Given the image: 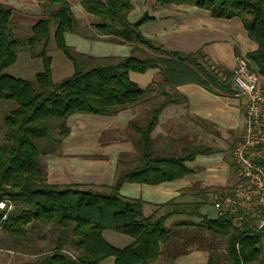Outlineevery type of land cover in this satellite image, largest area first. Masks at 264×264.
<instances>
[{
	"label": "trees",
	"instance_id": "trees-1",
	"mask_svg": "<svg viewBox=\"0 0 264 264\" xmlns=\"http://www.w3.org/2000/svg\"><path fill=\"white\" fill-rule=\"evenodd\" d=\"M35 1L44 7L45 0ZM70 1L48 0L55 10H42L43 17L30 28L13 21L14 6L0 3V102L16 103V109L5 114L0 128L5 138L0 143V202L14 206L7 221L0 219V233L15 240V252L34 257L25 264H101L111 257L115 264H153L160 259L173 262L193 249L208 252V264H214L219 239L225 241L229 264H264V229L257 230L247 218L236 225L231 215L210 219L198 212V205L193 210L175 205L168 214L154 220L153 216H145L143 200L120 193L125 184L157 186L180 180L196 172L187 163L198 156L220 153L203 145H186L179 154H159L152 134L167 107L188 103L177 91L181 86L194 84L213 95L235 98L238 90L233 82L234 71L214 63L203 49L186 54L146 38L142 26L156 19L145 13L138 21L130 22L132 0L80 1L84 11L95 19L93 28L99 37L117 45H132V52L149 50L153 54L145 58L132 54L95 59L80 53L66 42L67 34H79ZM155 1L162 8L194 7L210 12L215 19L241 20L248 39L257 45L244 58L250 70L264 77V0ZM28 29L27 38L19 36ZM51 40L74 69L70 77L58 83L53 80V60L48 55ZM37 48L40 52L36 57L43 68L36 74L35 83L5 73L17 62L18 53ZM95 61L97 64L90 65ZM148 70L156 73L146 89L131 81V73L144 74ZM155 93L162 101L151 106L144 126L137 121L128 126L138 136L134 147L139 156L127 164L128 169L117 173L112 186L100 191L49 181L41 164L70 135V118L115 117L129 108L156 101L152 98ZM53 130L56 135H52ZM39 141L46 142L40 145ZM233 168L230 165L231 172ZM219 191L225 196L233 194L230 188ZM174 216L191 220L166 227L167 220ZM41 225L50 227L49 251L36 246L34 233ZM106 231L127 236L132 243L124 249L115 248L104 239Z\"/></svg>",
	"mask_w": 264,
	"mask_h": 264
},
{
	"label": "crops",
	"instance_id": "crops-1",
	"mask_svg": "<svg viewBox=\"0 0 264 264\" xmlns=\"http://www.w3.org/2000/svg\"><path fill=\"white\" fill-rule=\"evenodd\" d=\"M16 1L30 5L32 8L31 12H29L30 10L14 5L16 13L22 12L37 18L38 20L36 23L40 20L39 15L41 12L38 3L34 5L33 2H31L32 0ZM157 8L169 10L171 13L167 15H157L146 12L150 17L155 18L156 21L142 26L141 31L146 38L157 44L163 45L168 50L188 54L203 49L214 63L234 71L237 65L236 58L238 57L236 53L245 57L247 53L257 49V45L248 39L247 32L239 19H215L211 16L210 12L194 7L173 6L162 8L157 6ZM85 15L86 14H83L81 17L87 19L88 15ZM89 16L92 17L91 15ZM21 18V21H18V23L28 25L26 24V18L23 16H21ZM137 20L138 19H136V21ZM246 42L249 44L251 43V45L254 44L255 47L251 46V48L243 54L240 45ZM74 45L75 44H73V46ZM77 46L82 49L81 44ZM177 91L187 98L188 103L167 107L166 109H170L168 114H164L166 109L162 112L158 125L152 134L154 140L162 139L165 140V142L168 140L169 142L173 141L175 137L174 130L181 125L180 122L174 120L177 114H181V116L184 115L191 124L193 122V130L200 131L201 129L209 127L220 134L223 132H236L242 127L243 115L241 101L237 97H219L194 84L181 86ZM73 117L79 116L75 115ZM135 117L136 115L133 108L124 110L115 117H108V120H111L113 125H110L107 130L126 129L129 123L134 121ZM103 128L104 127L101 128L102 131H106V127ZM74 142L72 128L70 135L63 141L60 147V155L52 157L49 162L47 173L50 174V182L56 185L112 186L119 172L120 156L131 152L130 148H126L129 146H119L121 149H118L119 152L115 157L106 153L111 147L110 144L101 147V150L104 149L101 155L106 157L104 161L110 160L104 164L99 161L92 162L83 159L90 157V155L83 154L81 151L82 148L74 149ZM73 149L75 151L70 152ZM187 167L196 170V172L180 180L163 183L157 186L125 184L121 188L120 193L123 197L129 199L143 200L146 203L144 207L145 216H153L155 220L168 214L175 205L184 210L185 207L182 206L181 203L188 204L190 202H185L183 200L182 193L189 191V189L194 186L221 190L225 189L228 185L231 172L230 164L226 161L222 151L208 156H198L194 162L187 163ZM187 197L189 196H186V198ZM183 220L191 219L183 216H174L167 220L166 227L169 228ZM104 239L110 245L118 249H124L132 243L131 238L113 231H106L104 233ZM33 260L34 257L30 255L17 252H9V254H7L0 251V264H25ZM208 263V252L194 249L189 254L181 256L173 262L160 259L153 264ZM101 264H115V259L112 257L108 258Z\"/></svg>",
	"mask_w": 264,
	"mask_h": 264
},
{
	"label": "rangeland",
	"instance_id": "rangeland-1",
	"mask_svg": "<svg viewBox=\"0 0 264 264\" xmlns=\"http://www.w3.org/2000/svg\"><path fill=\"white\" fill-rule=\"evenodd\" d=\"M33 4H37L35 0H32ZM45 5L42 8L40 5V15L39 17H43L42 10L45 9L46 13H51L55 10V8L51 7L48 4V0H45ZM0 3L5 5L18 6L20 8L30 10L31 6L23 4L21 2H17L16 0H0ZM134 9L130 14L129 20L131 22H135L136 19L139 18L146 12L151 14H170L171 11L164 10L161 8H157L155 0H133ZM71 8L73 10V14L77 19V25L79 29V34H68L67 35V44L71 47H74L80 53L86 54L95 59H102L108 57L115 58H124L129 57L130 55H134L138 58H145L146 54L152 55L153 53L149 50L142 53V51H133L132 45H117L114 43H110L107 39H103L97 35V32L93 28V24L95 23V19L89 16L84 9L82 8L80 0H72L70 1ZM178 13V12H177ZM83 14L88 15L87 19L82 18ZM85 15V16H86ZM21 16L26 18V24L24 25L27 28H30L32 24L36 23L38 20L28 14L25 13H16L14 14L13 21L18 22L21 21ZM84 16V17H85ZM137 20V21H138ZM55 30V27H52V31ZM20 37L23 39L27 38L30 35L29 29L25 30L23 33H19ZM96 38V40H93ZM75 44L73 46V44ZM78 44L82 45V49L78 48ZM254 46L248 42L240 45V49L242 53H246V51ZM141 48V47H137ZM83 50V51H82ZM40 52V48H37L34 52H30L28 50H22L18 53L17 62L11 66L9 69L5 71L6 74L22 80H27L32 83H35V76L37 73L42 71V62L41 59L37 58V54ZM48 55L52 58V75L54 82L58 83L62 80L70 77L74 73V69L72 63L64 56V54L56 48V45L53 40L50 41L48 47ZM243 57V56H242ZM98 61L91 62L90 65L97 64ZM156 73L155 70H148L144 74L131 73L130 78L131 81L136 83L140 88L146 89L152 82V78ZM152 98H155L156 101H152L149 105L146 103H142L133 107L136 117L134 121H137L141 126H144L146 119L148 117V112L150 111L151 106L157 104L162 101L159 93H155ZM241 101V109L243 115V124L242 127L232 133H218L212 128L206 127L205 129L193 130V122L192 124L187 121L184 115L181 114L175 115L174 120L176 122H180L181 125L178 126L176 130H174V139L172 142H169L162 139L155 140V148L157 153L166 154V153H177L186 145H194V146H206L211 147L213 149H217L222 151V154L225 155L226 161L230 164H234L233 153L237 144L244 141L246 138V110H245V98H238ZM16 109L15 102H0V128L4 126V116L7 112ZM170 109H166L164 114H168ZM79 117H72L68 121V126L73 128V143L74 149H81L83 154H88L90 157L83 158L92 162H103L104 164L108 161H104L106 157L101 155L104 152V149H100L101 147H105L106 145H111L110 149L106 151L110 156H114L119 152L118 149H121L119 146H129L126 148H130L131 152L126 154H122L120 156V166L119 171H123L128 169L127 164L134 160L139 156V152L134 147V141L138 139L135 131L127 127L122 130H107L110 125H113L111 120H108V117H100V116H92V115H78ZM163 117V116H162ZM122 118V117H121ZM57 121V120H54ZM187 123V124H186ZM102 127H106V131H102ZM103 128V129H104ZM194 131V132H193ZM56 131L53 130L52 135L55 134ZM211 133V134H210ZM5 141L4 134L0 135V143ZM46 141H39L38 143L42 145ZM73 148V147H72ZM70 152H74L75 150ZM125 149V148H122ZM79 152V151H78ZM60 155V148L56 151L54 155H47L43 158L41 168L44 172H48V165L52 157ZM94 155V156H93ZM108 155V156H109ZM108 159V158H107ZM234 167V165H233ZM49 174V173H48ZM50 176V174H49ZM50 181V180H49ZM238 179L236 178L235 168L230 172V176L228 179V185L226 188H230L233 190L232 193L238 188ZM85 189L91 188L94 190L105 191L102 186H84ZM201 186H194L189 189L187 192H183L182 198L186 202L190 203H181L182 206L185 207L184 210H193L195 206L198 205V212L206 215L210 219H216L219 217L218 211L214 208V203L216 200V196L224 195L225 192H221L219 190L210 189L208 193H206ZM200 195V196H199ZM186 196H189L186 198ZM249 220V224L253 226L255 223V219L251 216L246 217ZM184 219V218H182ZM186 219V218H185ZM193 221L198 222L196 218H192ZM236 225H240V222H235ZM42 235L47 236V239H40ZM50 227L46 225H41V227L34 233V237L36 240V246L41 248L42 250H51L49 246L50 240ZM219 247L216 251L214 264H229L226 259V245L223 239L218 240ZM18 249L15 245V240L7 237L5 234L0 233V251L9 254V252H15L14 250ZM262 249L264 250V241ZM194 250V249H193ZM72 255H75L74 252L70 251ZM16 253V252H15ZM218 254V256H217Z\"/></svg>",
	"mask_w": 264,
	"mask_h": 264
},
{
	"label": "built area",
	"instance_id": "built-area-1",
	"mask_svg": "<svg viewBox=\"0 0 264 264\" xmlns=\"http://www.w3.org/2000/svg\"><path fill=\"white\" fill-rule=\"evenodd\" d=\"M235 97L245 98L246 138L233 153L238 188L230 196H216L214 208L219 216L231 215L235 222L251 216L257 230L264 229V77L250 70L246 59L236 58ZM14 206L0 202V219L7 221ZM1 230V227H0Z\"/></svg>",
	"mask_w": 264,
	"mask_h": 264
}]
</instances>
